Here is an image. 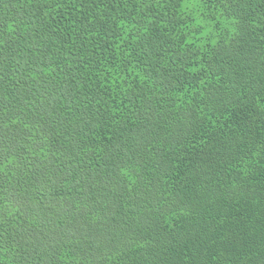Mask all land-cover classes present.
<instances>
[{"label":"trees","instance_id":"trees-1","mask_svg":"<svg viewBox=\"0 0 264 264\" xmlns=\"http://www.w3.org/2000/svg\"><path fill=\"white\" fill-rule=\"evenodd\" d=\"M0 264H264V0H0Z\"/></svg>","mask_w":264,"mask_h":264}]
</instances>
